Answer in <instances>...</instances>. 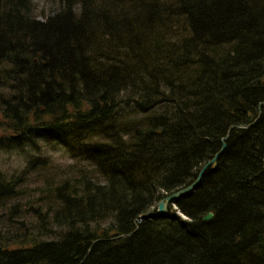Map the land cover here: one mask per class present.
Listing matches in <instances>:
<instances>
[{"label": "trees", "instance_id": "trees-1", "mask_svg": "<svg viewBox=\"0 0 264 264\" xmlns=\"http://www.w3.org/2000/svg\"><path fill=\"white\" fill-rule=\"evenodd\" d=\"M45 1L0 0V264H264V0Z\"/></svg>", "mask_w": 264, "mask_h": 264}, {"label": "rangeland", "instance_id": "rangeland-1", "mask_svg": "<svg viewBox=\"0 0 264 264\" xmlns=\"http://www.w3.org/2000/svg\"><path fill=\"white\" fill-rule=\"evenodd\" d=\"M35 5V13L37 16L42 17L49 15L54 9L55 3L52 4L45 0H34ZM49 154L53 157V159L62 164L63 166L71 165L72 161L69 159L66 152L62 149H55L49 152ZM25 165V161L22 157L17 155L16 153H2L0 152V172L15 174L19 172ZM158 205V204H156ZM153 208L152 211L156 210ZM175 214L178 215L181 219H185L186 221H190L187 216H185L179 209L176 204L169 205V215Z\"/></svg>", "mask_w": 264, "mask_h": 264}, {"label": "water", "instance_id": "water-1", "mask_svg": "<svg viewBox=\"0 0 264 264\" xmlns=\"http://www.w3.org/2000/svg\"><path fill=\"white\" fill-rule=\"evenodd\" d=\"M262 106H264V102L261 103V105L259 107V110H261ZM253 124H251V125L232 126L230 128V130L228 131L226 137L222 139V149H221V151L210 162H208L206 165H204V167L201 169L200 173L198 174L197 179L192 184H190L189 186H187V187H185V188H183L181 190H178V191L172 193L171 195H168V196L164 197L163 199H161L158 202L157 209L155 211L149 212L147 214H144V215L140 216L139 223H141L144 219L152 217V216H160V217L169 216V205L176 204L181 197H183V196L189 194L190 192L194 191L196 189V187L198 186V184L201 182L206 170L208 168H210L211 166H216V162L218 160V157L225 150L226 141L229 139L232 130L235 129V128L236 129L249 128ZM212 217H213V214L209 213L208 215H206L204 217V220L205 221H210L212 219ZM182 222H183V224H187L188 223V221H186L185 219H182ZM132 234H133V232H131L129 234H126V235H122L121 237L130 236Z\"/></svg>", "mask_w": 264, "mask_h": 264}]
</instances>
